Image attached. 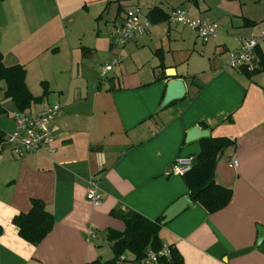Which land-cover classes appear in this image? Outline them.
Wrapping results in <instances>:
<instances>
[{
	"label": "crops",
	"instance_id": "0c3cea01",
	"mask_svg": "<svg viewBox=\"0 0 264 264\" xmlns=\"http://www.w3.org/2000/svg\"><path fill=\"white\" fill-rule=\"evenodd\" d=\"M0 0V51L6 66L23 65L34 96L48 93L29 111L48 104L54 118L53 151L41 148L17 157L0 148V264H105L114 258L108 231L121 232L113 210L162 217L188 195L182 176L166 172L177 157H196L199 139L186 141L195 124L209 136L234 139L218 159L214 177L231 189L228 204L207 213L197 204L162 224L159 238L183 264H264V71L247 76L223 68L238 38L264 27V14L248 12L243 0ZM138 5L148 15L175 7L217 23L206 42L195 30L155 15L148 36L112 46L110 27ZM108 10V11H107ZM107 12V19L103 13ZM122 60L104 77L102 66ZM264 58V42L255 49ZM175 74L186 93L161 107ZM0 82V130L14 129ZM11 102V101H10ZM13 103L11 102V106ZM6 114L8 118L3 119ZM238 161L236 167L228 161ZM97 181L100 204L86 199ZM43 201L54 225L37 244L18 234L13 217L31 199ZM96 238L87 241L88 229ZM129 260L132 255L124 254ZM115 264H120L116 263Z\"/></svg>",
	"mask_w": 264,
	"mask_h": 264
},
{
	"label": "trees",
	"instance_id": "16d2710c",
	"mask_svg": "<svg viewBox=\"0 0 264 264\" xmlns=\"http://www.w3.org/2000/svg\"><path fill=\"white\" fill-rule=\"evenodd\" d=\"M155 15L167 19V14L162 13L157 7L148 11L151 21H155ZM241 70L247 76L264 71V58L259 56L254 69L241 67ZM25 78L26 70L23 65L6 66L0 51V82L3 83V98L13 103L15 111H29L32 104L39 103L48 93L46 83L42 82L41 95L34 96L27 87ZM0 112H4L1 107ZM4 137V133L0 130V148H2ZM199 142L200 151L196 155V163L182 175V178L192 202L202 207L207 213H213L225 207L232 196L231 189L220 185L215 180L214 170L223 152L229 147H234L236 142L228 137L212 136L202 137ZM112 214L123 220L125 228L121 232L108 231L107 239L112 242L114 258L105 264H115L117 258L125 253L131 254L133 261H140L148 249L159 250L161 248L159 231L162 227V217L149 219L136 211L121 209L113 210ZM12 222L16 225L18 234L32 244L40 242L54 225L53 215L38 198H32L30 209L27 212L16 214ZM161 262L162 264H183V259L180 253L170 246L169 257L162 258Z\"/></svg>",
	"mask_w": 264,
	"mask_h": 264
},
{
	"label": "built area",
	"instance_id": "2783aa9c",
	"mask_svg": "<svg viewBox=\"0 0 264 264\" xmlns=\"http://www.w3.org/2000/svg\"><path fill=\"white\" fill-rule=\"evenodd\" d=\"M167 21L172 24L182 25L195 30L197 37L206 42L217 33V23L205 21L190 16L182 7H175L167 14ZM151 20L142 9L135 5L125 12L123 20L115 23L109 30V37L112 46L122 48L129 43H134L138 38L148 36L151 28ZM264 42V27L247 36L238 38L236 47L231 49L223 63V68L246 67L252 70L256 67L255 49ZM120 53L115 54L111 60L102 66L100 73L104 77L112 68L122 60ZM62 106L58 103L48 104L41 110L14 111V129L6 134L1 147L9 149L17 157H22L27 153L36 152L41 148L53 151L55 124L54 118ZM238 161L231 158L228 161L229 167H236ZM191 157H177L167 170V175L182 176L192 167ZM86 199L94 204H100L102 193L96 180L92 179L86 188ZM96 238V231L92 228L87 230L86 240L91 241ZM170 255V245L163 243L159 250L148 249L145 256L140 261L129 260L124 254L120 255L116 263L120 264H162V258Z\"/></svg>",
	"mask_w": 264,
	"mask_h": 264
},
{
	"label": "water",
	"instance_id": "95a60500",
	"mask_svg": "<svg viewBox=\"0 0 264 264\" xmlns=\"http://www.w3.org/2000/svg\"><path fill=\"white\" fill-rule=\"evenodd\" d=\"M171 78L166 83L165 94L162 100V106L170 103L175 99L182 98L186 93L185 84L182 79L175 77V74H170ZM209 136V130L200 128L199 125H193L187 132H186V141H192L195 139H199L202 137ZM196 163V157H192V164ZM193 202L188 195H183L172 202L163 212L161 223L165 224L166 222L170 221L172 218L177 216L180 212H182L186 207L192 205ZM260 230V237L262 238L264 234V227L259 228Z\"/></svg>",
	"mask_w": 264,
	"mask_h": 264
},
{
	"label": "rangeland",
	"instance_id": "374dc122",
	"mask_svg": "<svg viewBox=\"0 0 264 264\" xmlns=\"http://www.w3.org/2000/svg\"><path fill=\"white\" fill-rule=\"evenodd\" d=\"M244 1V5H245V9L248 11V12H251V13H254V14H264V0H243ZM191 2L189 1H186L184 0V5L186 4H190ZM191 5V4H190ZM108 11V10H107ZM107 12H104L103 13V17L107 19ZM264 23V21H263ZM111 28V27H110ZM110 30V29H109ZM261 30V29H260ZM108 35H109V32H108ZM247 36V35H246ZM244 37V36H242ZM6 105L8 107V109L10 110L11 108H14V106L12 105L11 106V102L10 100H8L6 102ZM1 113V112H0ZM2 118L6 119L8 118V116L6 114H3L2 115ZM1 122V121H0ZM13 131V130H12ZM11 131H8L6 134L10 133ZM9 148V147H8Z\"/></svg>",
	"mask_w": 264,
	"mask_h": 264
}]
</instances>
